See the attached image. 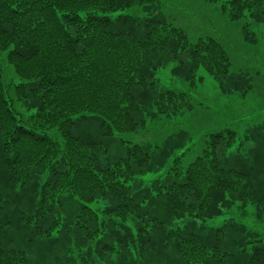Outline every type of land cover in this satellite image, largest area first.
I'll list each match as a JSON object with an SVG mask.
<instances>
[{
  "label": "trees",
  "instance_id": "1",
  "mask_svg": "<svg viewBox=\"0 0 264 264\" xmlns=\"http://www.w3.org/2000/svg\"><path fill=\"white\" fill-rule=\"evenodd\" d=\"M158 1L0 0V54L16 74L9 81L0 65V264L29 261L13 235L28 244L63 240L60 250L77 253L68 264H96L95 254L102 264L119 257L129 264H264L258 226L233 216L208 225L250 205L264 223V124L243 137L233 129L206 133L194 159L184 164V153L173 156L166 176L150 184L142 176L165 165L187 142V130L163 142L130 143L115 161H102L117 133L193 109L189 92L159 83V55L169 53L174 75L193 89L201 68L226 93H234L226 82L244 96L254 87L222 42H192L154 12ZM135 8L145 16L131 14ZM221 10L231 20L248 17L244 39L259 43L251 24H264V0H226ZM95 124L97 132L80 131ZM229 151L231 164L223 166ZM67 201L74 207L65 212Z\"/></svg>",
  "mask_w": 264,
  "mask_h": 264
},
{
  "label": "rangeland",
  "instance_id": "2",
  "mask_svg": "<svg viewBox=\"0 0 264 264\" xmlns=\"http://www.w3.org/2000/svg\"><path fill=\"white\" fill-rule=\"evenodd\" d=\"M224 1L226 0H220L218 3H207L205 0H159L154 7V12L161 13L174 21L176 25L187 33L192 42H196L201 37L206 38L208 36L222 42L234 62L235 69L237 71L246 70L244 73L248 75L247 77L254 87L244 96L240 91L231 88V82H226L228 86L225 89L234 92L226 93L219 81L205 69L201 68L197 73L198 86L193 89L184 77L174 75L173 69L177 62L172 56L169 53L159 55L155 60L158 67L157 78L159 83L163 87L189 92L192 98L193 109L183 116L170 120L148 121L147 128L137 132L117 133L113 141L109 142L108 151L102 154L103 162H113L121 155H124L130 143L151 144L163 142L176 129L187 130L189 134L187 142L184 145L182 144L178 150L175 149L174 153H171L169 157L165 158V165L158 172H150L142 176L141 180L145 184H150L153 180L166 176L170 167L175 165L173 156L175 158L184 153V157L182 158L184 164H188V162L194 159L203 149L204 135L206 133L233 129L238 132L240 137H243L247 129L255 125L264 124V24L252 22L251 30L258 36L259 43L250 44L246 42L243 28L244 24L251 22V20L248 17L231 20L221 10V5ZM130 13L142 17L145 16L141 8H135ZM0 65L9 81L16 78L13 66L7 61L6 53L0 54ZM80 131L86 133L97 132L98 125H83ZM97 138H102V134L97 133ZM122 140H125L126 144ZM165 144L162 146L164 147ZM167 148L169 147L167 146ZM229 154L230 151L223 157V166L231 164L232 158L225 160L230 157ZM43 179H45V176ZM7 203L13 207L11 202ZM96 205L95 203L92 206L98 209L99 207H96ZM70 207H74V201L66 202L65 212H68ZM229 212L231 214L209 220L208 225L214 227L222 226L226 218L233 216L235 220L244 223L250 228H257L258 226L255 231L264 236V223L260 224L257 221L254 208L251 205L245 214L237 206L233 207ZM180 221L177 220L176 223ZM18 226L19 224L13 226L11 234L15 232ZM12 238L16 239L14 245L25 249L28 253L29 261L24 264H42L38 261L39 258L47 257L48 253L51 252L53 255H49L48 259H42L44 264H54L56 261L59 264H68L69 261L71 263L74 262L71 259L73 254L77 256L76 250L72 248L69 253L70 255L65 253L63 249L60 250V248H63V240H38L28 244L19 235H13ZM7 242L12 244L9 238ZM105 242H110V244L117 243L111 239H104L101 244ZM73 245L74 243H72ZM90 247L95 249L92 246ZM90 247L88 246L87 249ZM94 257L96 264H102L97 259V254ZM113 260L116 261L113 264H120L121 261L129 264L120 257L113 258Z\"/></svg>",
  "mask_w": 264,
  "mask_h": 264
}]
</instances>
